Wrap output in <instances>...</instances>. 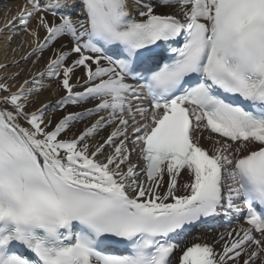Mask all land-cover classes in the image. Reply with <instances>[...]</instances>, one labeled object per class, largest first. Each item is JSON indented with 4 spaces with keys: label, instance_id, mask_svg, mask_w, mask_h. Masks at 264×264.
<instances>
[{
    "label": "snow or ice",
    "instance_id": "1",
    "mask_svg": "<svg viewBox=\"0 0 264 264\" xmlns=\"http://www.w3.org/2000/svg\"><path fill=\"white\" fill-rule=\"evenodd\" d=\"M5 27L0 264H264V0H24Z\"/></svg>",
    "mask_w": 264,
    "mask_h": 264
},
{
    "label": "bare ground",
    "instance_id": "2",
    "mask_svg": "<svg viewBox=\"0 0 264 264\" xmlns=\"http://www.w3.org/2000/svg\"><path fill=\"white\" fill-rule=\"evenodd\" d=\"M23 3L24 0H0V28L4 29L3 33H0V63H11L13 58L12 48L16 47V44L9 45L7 43V36L11 33L5 26ZM29 39L31 38L29 37ZM24 67H27V65ZM9 71H14V69H9ZM44 95L47 94L45 93ZM43 98L44 96H41L40 99L42 100ZM39 102L38 100L37 103Z\"/></svg>",
    "mask_w": 264,
    "mask_h": 264
}]
</instances>
